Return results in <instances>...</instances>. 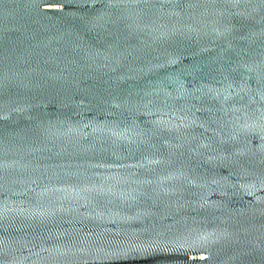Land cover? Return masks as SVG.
I'll return each instance as SVG.
<instances>
[{"label":"water","instance_id":"95a60500","mask_svg":"<svg viewBox=\"0 0 264 264\" xmlns=\"http://www.w3.org/2000/svg\"><path fill=\"white\" fill-rule=\"evenodd\" d=\"M0 264H264V0H0Z\"/></svg>","mask_w":264,"mask_h":264}]
</instances>
